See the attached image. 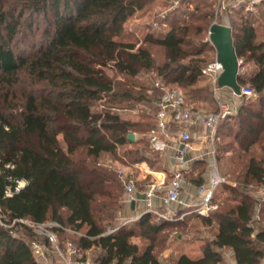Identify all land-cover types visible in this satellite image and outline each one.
Wrapping results in <instances>:
<instances>
[{"label": "trees", "instance_id": "trees-1", "mask_svg": "<svg viewBox=\"0 0 264 264\" xmlns=\"http://www.w3.org/2000/svg\"><path fill=\"white\" fill-rule=\"evenodd\" d=\"M153 1L0 0V212L9 216L7 223L16 218L56 221L62 226H54L59 236L67 228H86L76 242L84 252L100 247L104 253L99 264H230L224 247L233 251L237 264H262L264 229L252 223L255 204L247 194L210 216L196 213L206 224H217L215 237L202 246L200 256L181 253L174 262L160 257L157 239L170 220L153 221L159 216L152 212L131 221L135 226L124 223L108 230L116 227L125 193L114 163L161 162L150 139L140 137L154 126L157 106L149 121L122 115L151 98L115 81L106 69L132 77L155 67L149 47L125 40L127 21ZM35 26L42 29L38 43L18 52L17 40L28 42ZM258 29L248 17L232 27L238 58L256 65L250 74L239 71L238 81L254 88L256 96L243 97L238 112L221 123L219 150L223 126L234 115L241 123L235 140L242 135L239 143L246 142L245 150L264 132V41L257 40ZM191 33L189 24L174 17L163 36L146 37V42L166 49L167 61L159 67L164 79L172 76L174 83L194 84L204 76L200 59L183 62L204 50ZM130 133H135L134 140ZM262 151L261 157H249L245 185L264 184V146ZM106 154L112 156L111 164L101 161ZM199 164L208 162L193 166ZM208 169L196 173L198 185ZM17 179L27 184L6 195ZM139 235L149 240L142 249L132 240ZM0 264L42 263L29 241L0 223Z\"/></svg>", "mask_w": 264, "mask_h": 264}, {"label": "rangeland", "instance_id": "rangeland-1", "mask_svg": "<svg viewBox=\"0 0 264 264\" xmlns=\"http://www.w3.org/2000/svg\"><path fill=\"white\" fill-rule=\"evenodd\" d=\"M231 6L232 3L230 0H154L147 8L136 12L126 23L125 40L134 41L137 42V45L149 47L155 59V67L150 70L143 69L137 76L132 77L118 72L113 67L106 69L110 77L114 78L115 81H120L124 85L135 87L136 90L147 94L151 98V101L143 103L142 107L136 106L131 108L129 106L128 109L121 111V114L134 121L151 120V117L147 116H151L156 111L157 99H155V96L159 97L162 91L156 86L158 79H162L168 87L182 88L186 93L187 101L190 105H197L207 110H215L217 108L216 91L211 79L208 76H201L194 84L174 83L171 81L172 76L164 79V76L159 74V67L163 66L167 61L166 49L163 46L146 42L145 39L148 35H153L154 37L163 36L170 28L173 18L177 17V20L179 19L181 23L190 25L192 29L191 37H193L197 46H201L204 49L201 54L195 57L189 56L183 62H188L191 58L200 59L201 65L205 66L217 57L216 46L210 40V27L213 23L231 24V26L237 28L242 19L244 20L248 17L259 28V37L264 38V24L262 17H258L261 10H264V4H260L258 10H253L250 13L241 11L232 12ZM164 14L166 15L165 17H163ZM41 32L42 29H37L35 26L34 35L28 38V42L17 40V51H30L32 43H38ZM241 67L243 71L250 74L255 70L256 65L253 61L245 60L241 64ZM218 92L220 93V88ZM244 101L245 98L239 97L234 103L236 108L235 114ZM240 125V119L234 115L226 121L221 131L222 144L221 150L218 151V166L227 180L219 187L215 195V201L219 204L218 209H220L224 205L235 204L244 194L250 195V199L255 204L252 223L255 229H264V195L262 189L260 185L254 182H250L248 185H245L244 182L245 167L249 157L251 155L258 157L263 155L264 132L258 142L252 144L249 150H245L246 142L239 143L242 135L238 138V142L235 140V135L239 132ZM147 155L150 157L155 156L151 152H147ZM111 159L112 156L106 154L105 157L101 158V161L111 164ZM114 165L116 167L122 166L118 163H114ZM156 167L162 166L155 163L154 168ZM207 167L209 168V165L199 164L194 166V171L199 173L203 168L207 169ZM124 196L125 193H123V198ZM161 210L172 217V219H168L170 223L159 234L156 243V253L167 262H174L181 253H186L191 256L198 255L202 246L206 242L212 241L215 237L217 231L216 222L206 224L204 219L194 212L188 213L181 218V212L186 210L184 208L170 207ZM6 219L9 221V216H6ZM126 219L128 218H125V220L119 219L118 213L115 223L116 227L109 226L108 230L110 232L113 231V229L124 224ZM164 219L166 218L159 216L153 218V221L160 222V220ZM127 224L128 226H135L134 222H127ZM6 226L13 227L14 233L17 236L29 242L35 238L32 229L26 224L10 223V225ZM85 230L86 228H83L79 233L67 230L65 234L59 236L62 248H65V242L67 241L77 243L78 237ZM39 239L42 242L46 240L44 237H39ZM132 240L137 242L141 249L149 243L148 239L140 235L132 238ZM262 247L264 249V244H262ZM48 248L45 254L46 256L44 258H37V260L42 264H63L62 257L56 253V250L50 245H48ZM222 251L227 261L231 262V249L226 247ZM81 253L92 264H99V258L104 252L100 247L94 246L85 252L81 250ZM262 264H264V259L262 260Z\"/></svg>", "mask_w": 264, "mask_h": 264}, {"label": "built area", "instance_id": "built-area-1", "mask_svg": "<svg viewBox=\"0 0 264 264\" xmlns=\"http://www.w3.org/2000/svg\"><path fill=\"white\" fill-rule=\"evenodd\" d=\"M166 15L164 14L163 17ZM157 24V23H156ZM244 58L239 59V71H243L241 64ZM223 71V65L217 60V57L202 67L204 76H208L215 86L217 108L215 110H206L197 105H190L187 101L186 93L180 87H168L162 79L156 81V86L163 91L157 100L156 122L150 130L143 136L150 139L152 149L162 152L166 149L174 150V167L169 177L151 178L144 181L142 189L143 199L145 201V212H152L160 217L172 219L168 213H164L155 205V197L162 192L164 207L170 208L175 204L183 206L184 211L180 217L183 218L188 213H198L203 216L214 214L219 204L215 201V195L219 187L226 182V177L221 173L218 166V142L220 140L219 128L221 123L235 112L234 103L223 99L219 95L218 80ZM242 93L235 96L239 97H255L256 91L249 86H241ZM202 145L197 148L196 142ZM205 149V155L193 156L194 150ZM203 153V152H202ZM208 160L210 163L204 177L206 178L201 184L197 185L198 201L189 203L186 200V186L190 183L188 174L192 171L195 161L199 158ZM139 162V161H138ZM138 162L133 163L137 165ZM121 164L116 167L117 173L123 183L126 200H132V196L138 189V179L135 173L130 170L131 165ZM26 180L17 179L13 187H9L6 195H12L14 192L20 191L26 185ZM264 195V184L260 186ZM263 200V198H262ZM0 207V211H1ZM1 224L10 225L6 222V214L0 212ZM136 218H128L126 222H131ZM20 223L28 225L35 238L30 242L31 248L36 258H44L48 245L53 247L62 257L63 264H92V262L84 257L78 244L73 241L65 242V248L59 234L54 230V226L62 227L56 221L38 223L30 218H16L11 223ZM117 228L113 229L115 231ZM72 232L74 230L68 229ZM112 232V231H111ZM76 233H79L76 231ZM39 237H44V242Z\"/></svg>", "mask_w": 264, "mask_h": 264}, {"label": "crops", "instance_id": "crops-1", "mask_svg": "<svg viewBox=\"0 0 264 264\" xmlns=\"http://www.w3.org/2000/svg\"><path fill=\"white\" fill-rule=\"evenodd\" d=\"M232 3V8L231 11L232 12H247L250 13L253 10H258L260 7V4H264V0H230ZM252 5V6H251ZM260 16L262 17V22L264 24V10H261L260 15H258V17L260 18ZM255 24V23H254ZM231 26V24H228ZM233 27V26H231ZM259 29H258V34H259ZM257 40L264 41V38H260L259 35H257ZM220 97H222L225 100H228L232 103H235L238 100V97L234 95L233 93V89L227 86L224 87H220V93H219ZM207 110V109H206ZM140 137H143V135H140ZM196 146L197 148H201V144L199 143V141L196 142ZM205 149L203 148L202 150H194L191 152V154L195 157L200 156L202 154V156L205 155L204 153ZM203 152V153H202ZM160 157H161V162L160 165L162 167H156L154 168V166H151L150 163L147 160H143V161H139L137 165H131L130 170H132L137 179H138V189L137 191H135V193L132 196V200L128 201L126 200V196H124L123 200H122V209L119 212V219H124L125 218H139L143 213H145L146 210V205H145V201L143 199V193H142V189L144 187V181L148 178H163V177H169L171 170L174 167V150L169 148L166 150H163L162 152H159ZM201 157V156H200ZM200 160H204L207 161L206 159H203V157L201 159H197L195 162L200 161ZM218 161V158H217ZM210 163V161L208 162ZM194 167V166H193ZM193 170V169H192ZM207 172V171H206ZM205 172V174H206ZM204 174V175H205ZM190 177V183L187 184L186 186V200L189 203H196L198 201V195H197V183L196 181H194V177L196 176V172L193 170L189 173ZM203 175V176H204ZM206 178L204 177V180ZM203 180V181H204ZM162 192H160V194L158 196L155 197V205L161 210V209H165L164 202L162 199ZM135 202V206L132 207V202ZM172 207H178V208H183L182 205L180 204H175ZM226 248V247H224ZM232 253V259L231 262H229L230 264H237V261L234 257L233 251H231ZM201 255V251L198 255L196 256H200Z\"/></svg>", "mask_w": 264, "mask_h": 264}, {"label": "water", "instance_id": "water-1", "mask_svg": "<svg viewBox=\"0 0 264 264\" xmlns=\"http://www.w3.org/2000/svg\"><path fill=\"white\" fill-rule=\"evenodd\" d=\"M210 40L216 46L217 60L222 63L223 71L219 77L218 84L220 87H230L237 94H241V85L238 81L239 58L236 53L232 27L225 23H213L210 27ZM129 138L135 139V133H130ZM135 202H132V207Z\"/></svg>", "mask_w": 264, "mask_h": 264}]
</instances>
